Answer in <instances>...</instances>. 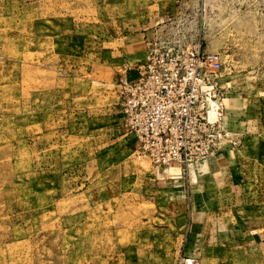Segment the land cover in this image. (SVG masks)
Here are the masks:
<instances>
[{"label": "rangeland", "instance_id": "374dc122", "mask_svg": "<svg viewBox=\"0 0 264 264\" xmlns=\"http://www.w3.org/2000/svg\"><path fill=\"white\" fill-rule=\"evenodd\" d=\"M165 1L0 0V264H264V0L177 9L253 115L185 166L154 163L118 106Z\"/></svg>", "mask_w": 264, "mask_h": 264}, {"label": "built area", "instance_id": "2783aa9c", "mask_svg": "<svg viewBox=\"0 0 264 264\" xmlns=\"http://www.w3.org/2000/svg\"><path fill=\"white\" fill-rule=\"evenodd\" d=\"M194 23L178 10L158 23L144 59L125 65L117 82L123 125L158 165H190L232 141L223 123L229 65Z\"/></svg>", "mask_w": 264, "mask_h": 264}, {"label": "crops", "instance_id": "0c3cea01", "mask_svg": "<svg viewBox=\"0 0 264 264\" xmlns=\"http://www.w3.org/2000/svg\"><path fill=\"white\" fill-rule=\"evenodd\" d=\"M182 1L184 0H166L162 2L160 7H162L163 10L159 13H152L150 16L146 17L147 25L150 27L156 26L162 20H167L171 15L176 13L178 7L183 4ZM243 99L244 97L240 96V93L237 92V88L231 85L230 93L225 100V116L223 123L230 132H241L244 137H251L253 133L248 124H251L253 115L251 112H247V106L245 101L243 102ZM214 161L212 162L213 165L218 166V159L216 158L215 163Z\"/></svg>", "mask_w": 264, "mask_h": 264}]
</instances>
